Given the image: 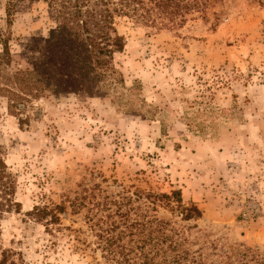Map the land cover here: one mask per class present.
Listing matches in <instances>:
<instances>
[{"label": "rangeland", "instance_id": "1", "mask_svg": "<svg viewBox=\"0 0 264 264\" xmlns=\"http://www.w3.org/2000/svg\"><path fill=\"white\" fill-rule=\"evenodd\" d=\"M205 12L156 28L113 18L124 39L111 60L116 82L106 79L98 94L83 81L75 94L28 97L26 125L0 94V159L19 204L0 219V253H19L24 264H92L64 241L48 249L42 225L25 214L97 183L109 194L116 185L178 190L201 218L184 223L163 209L155 217L188 227L185 247L209 260L243 247L264 255V8L211 0ZM54 25L44 0H0L10 54L0 68H30ZM84 213L61 225L85 236Z\"/></svg>", "mask_w": 264, "mask_h": 264}, {"label": "trees", "instance_id": "2", "mask_svg": "<svg viewBox=\"0 0 264 264\" xmlns=\"http://www.w3.org/2000/svg\"><path fill=\"white\" fill-rule=\"evenodd\" d=\"M44 1L55 21L44 41V53L30 68L10 71L0 68V94L6 98L7 111L17 118L19 125L29 121L28 115L22 118L21 104L28 97L35 98L43 91L75 94L83 81L94 83V93L98 94L106 79L111 77L116 82L111 60L122 51L124 39L114 29L113 18L124 16L156 28L162 22H186L187 16L194 13L204 18L211 0ZM249 1L264 8V0ZM7 5L5 14L9 25ZM9 59L8 36H2L0 66L8 67ZM116 187L119 189L109 194L94 183L81 188L73 198L33 206L25 215L42 225L48 249L54 250L64 241L69 250L79 252L82 258H90L92 264H222V259L228 260L225 264H264V255L247 247L237 249L232 256L225 252L212 253L217 258L213 261L205 251L187 249L188 227L155 217L157 210L163 209L184 223L201 218L195 204L182 203L178 190L158 193ZM13 195V180L0 159V219L3 214L19 210ZM82 210L84 222L88 224L83 237L80 229L61 225L62 219ZM87 236L92 240H87ZM209 250L216 252L215 247ZM0 264L24 262L19 253L7 249L0 253Z\"/></svg>", "mask_w": 264, "mask_h": 264}]
</instances>
